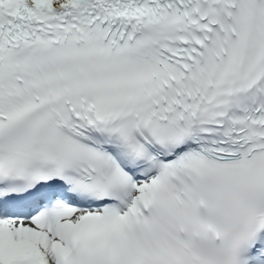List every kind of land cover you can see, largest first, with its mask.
I'll list each match as a JSON object with an SVG mask.
<instances>
[{"label": "snow or ice", "instance_id": "snow-or-ice-1", "mask_svg": "<svg viewBox=\"0 0 264 264\" xmlns=\"http://www.w3.org/2000/svg\"><path fill=\"white\" fill-rule=\"evenodd\" d=\"M0 264H264V0H0Z\"/></svg>", "mask_w": 264, "mask_h": 264}]
</instances>
